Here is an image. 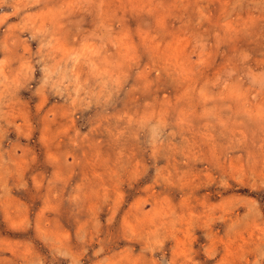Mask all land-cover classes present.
<instances>
[{
  "label": "rangeland",
  "instance_id": "374dc122",
  "mask_svg": "<svg viewBox=\"0 0 264 264\" xmlns=\"http://www.w3.org/2000/svg\"><path fill=\"white\" fill-rule=\"evenodd\" d=\"M0 264H264V0H0Z\"/></svg>",
  "mask_w": 264,
  "mask_h": 264
}]
</instances>
